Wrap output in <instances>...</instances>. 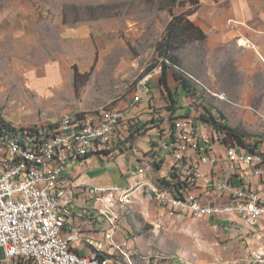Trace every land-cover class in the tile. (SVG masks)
Instances as JSON below:
<instances>
[{
	"label": "crops",
	"instance_id": "1",
	"mask_svg": "<svg viewBox=\"0 0 264 264\" xmlns=\"http://www.w3.org/2000/svg\"><path fill=\"white\" fill-rule=\"evenodd\" d=\"M8 9L7 13L4 10L0 12V18L13 16L16 19L22 18L17 14V7H13L11 11L10 7ZM189 9L191 13L187 15L188 20L202 32L204 37L202 40L190 41L178 49L176 54L180 60L179 70L191 86L196 88V94L193 95L182 88L179 81L174 78L171 68L167 69L165 83L167 89L160 82L161 68L155 74L143 77L146 78L148 91L142 101L132 103L135 93V88H132L131 92H126L120 101L106 106L125 111L126 119L137 118L144 129L135 137L130 136L129 133L124 141L114 142L108 150L90 153L79 163L71 165L65 174L70 181L68 191L72 198L71 217L82 228L84 238L82 242L74 245L76 253L80 255L111 257L113 249L109 247L105 235L113 230L114 243H116L114 241L116 237L120 241L126 240V247L123 249L129 251L133 264H178L177 260L170 263L160 254L157 257L148 258L144 255L145 252L140 251L136 242L137 238L131 236L127 229L129 227L126 219L122 221V214L137 212L141 218L153 220L159 227L171 218L180 219L184 222L183 224L191 228L193 234H196L195 243H198L199 237L208 236L207 240L209 244H212V249L214 248L209 260L215 264H264V218L256 227L248 230L247 234H241L238 231L239 220L233 216L205 219L177 214L172 217L167 214L165 208L156 202L146 200L144 196L145 184L154 183L165 186V183L174 178L175 166L172 152L163 150L159 144L169 141L163 137V133L172 130L176 119H191L197 128L200 142L206 140L208 135H212V127L198 117L200 114L201 116L206 114L205 108L216 118V121L228 123L226 116L215 105L211 107L205 105L202 98L204 95L199 93L193 81H197V84L212 94L210 96L219 98V101L223 100L220 98L223 96L243 98L245 129H251L252 124L256 122L260 130L264 131V123L261 124L256 116V114L264 116V0H196V5H190ZM169 21L170 16L167 18L166 25ZM24 22L32 21L19 20L18 25L22 31H16L15 35L9 31V28L1 27L0 40L3 44L9 43L10 49L7 53L4 49L0 50V54L10 58L24 54L27 56L30 54L27 50H35L41 44L45 48L48 46L46 49L49 52L46 51L45 57L51 55L56 57L57 54L51 51V47L60 42L63 48L67 44L71 48L74 42L76 46L79 43L84 44L85 53L81 54L82 64L83 59L87 64L92 61L89 47L93 44L89 38L95 32L99 33L101 26L98 23L92 21L74 27L64 23L58 26L56 22L45 20L40 23L49 28L52 27V31H41L29 35L26 33ZM102 40H97V48L104 46ZM198 50L201 51L200 56L197 53ZM35 55L32 53V56ZM57 61L59 62L52 65L47 63L43 69L37 68L38 66L33 69V64L27 63V65L20 62L11 64L5 60L3 70L4 73H8L9 70L15 73L19 80H23L26 89L40 91L46 84L59 87L60 83L66 80V76L73 79L74 70L68 66L67 60L57 58ZM205 80L209 83H205ZM10 89L13 87L4 85L0 87L1 92H8ZM179 89L184 95L182 102L178 94ZM179 109H185L187 113L177 114ZM77 111H82L77 113L86 112ZM73 112L76 113L74 110H69L68 113L73 114ZM220 114L225 119H220ZM141 143L145 144L144 148L140 146ZM92 157L107 166V169L114 168L115 172L117 171L121 176L123 184L120 186L107 184L110 181L108 170L98 168L94 162H91ZM72 166H76L74 170L70 169ZM201 171L204 178L197 182L193 193L201 198H207L212 194L207 188L208 184L214 179L226 177L224 162L205 166ZM254 183L252 181L250 185L255 189ZM111 186L118 188L119 194L98 192L100 188ZM126 193L128 202L120 204L118 198H122V194ZM109 248L111 250L108 252ZM145 254L149 255L148 252ZM199 255L198 252L197 255L185 254L183 257H191L192 261H195L194 264H202Z\"/></svg>",
	"mask_w": 264,
	"mask_h": 264
},
{
	"label": "built area",
	"instance_id": "2",
	"mask_svg": "<svg viewBox=\"0 0 264 264\" xmlns=\"http://www.w3.org/2000/svg\"><path fill=\"white\" fill-rule=\"evenodd\" d=\"M147 91L142 78L132 103L142 101ZM124 115L120 109L101 108L63 115L42 126L17 127L0 113V264H133L129 251L113 242V230L105 235L111 257L76 253L74 245L84 238L71 217L70 181L65 175L71 165L110 149L136 130L138 119ZM259 117L264 123V116ZM163 134L169 141L159 145L172 152L174 178L170 186L145 184L146 200L161 205L169 216H233L241 234L259 224L264 218V140L230 143L223 130L212 127V135L200 142L191 119H176L172 130ZM222 161L226 177L208 184L212 194H194L204 178L201 169ZM176 183L183 185L173 193ZM98 192L119 194L112 186ZM121 197L120 204L128 202L127 193Z\"/></svg>",
	"mask_w": 264,
	"mask_h": 264
},
{
	"label": "rangeland",
	"instance_id": "3",
	"mask_svg": "<svg viewBox=\"0 0 264 264\" xmlns=\"http://www.w3.org/2000/svg\"><path fill=\"white\" fill-rule=\"evenodd\" d=\"M191 3L192 0H0V12L4 10L7 13L9 7L10 11L13 7H17V14L22 16L17 19L15 16L0 18L2 20L0 29L9 28L14 35L16 31H22L18 21L23 19L32 21L24 22L26 33L29 35L52 31V27L51 29L40 23L45 20L56 22L58 26L64 23L76 27L92 21L101 26L99 33L95 32L89 38L93 44L89 47V54L93 58L88 64L85 59L82 64L81 54L85 53L83 43L76 46L73 42L71 48L68 44L63 48L62 43L59 42L49 47L57 54L58 59L67 60L68 66L73 70L76 67L79 73L77 80L74 76L73 79L66 76V80L60 83L59 87L46 84L40 91L29 90L24 87L23 80H19L15 73L11 70L4 73L3 70L5 60L11 64L18 62L33 64V69L36 66L43 69L47 63L50 65L58 63L54 55L45 57L46 51L49 52L46 49L48 46L45 48L36 43L39 48L27 50L30 53L27 56L24 54L10 58L0 54V87L2 85L13 87L8 92L0 91V113L17 127L42 126L48 122L52 123L60 116L71 114L68 113L69 110H74L76 113L82 112L77 110L88 112L102 106L108 108L109 106L106 105L117 103L126 92H131L143 77L155 74L161 68L163 57L159 56L156 44L165 33L167 18L170 16L171 20L173 15H180L184 11L187 13ZM99 35L103 36L98 37ZM98 39L104 41L102 48L96 47ZM8 44H3L0 40V50L4 49L7 53L10 49ZM32 53L36 55L32 56ZM197 53L201 55L200 50ZM204 82L209 83L207 80ZM195 85L199 93L204 95L202 98L205 105L209 107L215 105L226 116L231 127L249 136L264 137V131L260 130L256 122L252 124L251 129H245L243 98L223 96L220 97L223 100L219 101V98L210 96L212 94L204 87L197 83ZM178 94L182 102L184 95L181 89L178 90ZM186 113L187 110L179 109L177 114ZM256 116L258 121H261L259 115ZM140 146L144 148L145 144L141 143ZM91 160L98 168L107 169V166L95 157ZM75 167L72 166L70 169L74 170ZM107 170L110 176L107 184L118 186L123 184L121 176L114 168ZM122 215V221L126 219L131 236L137 238L140 251L149 253L150 256L144 253L148 258L160 254L170 263L177 260L178 264H194L195 261H192L191 257L183 256L193 253L197 255L199 252L202 264H215L209 260L214 248L212 249V244H209L208 236L199 237L198 243H195L196 234H193L191 228L183 224L180 219L171 218L159 227L153 220L141 218L137 212ZM120 232L124 233L123 230ZM114 241L126 247V240L120 241L116 237ZM110 250L107 249L108 252ZM213 258L214 256L212 260Z\"/></svg>",
	"mask_w": 264,
	"mask_h": 264
},
{
	"label": "trees",
	"instance_id": "4",
	"mask_svg": "<svg viewBox=\"0 0 264 264\" xmlns=\"http://www.w3.org/2000/svg\"><path fill=\"white\" fill-rule=\"evenodd\" d=\"M191 5H196V0H192ZM191 13V10L186 13H182L180 15H173L171 20L168 22L165 33L162 38L156 44V50L160 57H163V61L161 63L160 70V82L165 86L166 83V75L167 69H173V76L177 79L182 86V88L186 89L187 92L191 94H196V88L192 87L189 81L183 76L180 69V60L176 54L177 50L184 47L187 43L193 40H202L203 34L202 32L196 28L187 18V15ZM169 64V65H168ZM79 73L76 67L74 68V78L77 80ZM205 113L202 114L201 119L212 126L214 129H221L226 133L227 140L230 143H241L245 142V140H253L259 139L264 140V137H253L246 134L241 133L235 128H232L228 125L226 121H222L221 123L216 122V118L210 113L208 109L205 108ZM220 119H225L222 114L219 115ZM144 127V126H143ZM138 124V127L134 132H129L130 136H137L140 131L144 128ZM170 182L165 183V186H170ZM181 183H176L172 185L173 193L174 191L178 193L177 189L181 187ZM104 255L97 256L98 258H102Z\"/></svg>",
	"mask_w": 264,
	"mask_h": 264
}]
</instances>
